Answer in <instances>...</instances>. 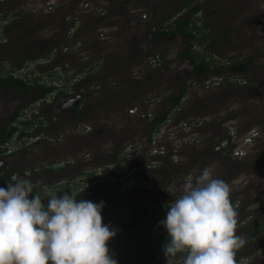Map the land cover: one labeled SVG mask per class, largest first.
<instances>
[{"label":"rangeland","instance_id":"rangeland-1","mask_svg":"<svg viewBox=\"0 0 264 264\" xmlns=\"http://www.w3.org/2000/svg\"><path fill=\"white\" fill-rule=\"evenodd\" d=\"M3 1L0 4V42L6 38L9 43H6L8 47L0 44L1 72L7 73L15 67L20 57H27L26 63L15 73L32 77L33 70L47 80L51 78L48 73H54L55 66L64 62L74 69L83 66L82 62L87 65L90 62L94 69L99 63L96 60L102 59L103 63L93 79L82 86L81 110L89 108V114L73 120L67 112H56L58 124L49 127L46 120L39 140L34 136L25 139L18 133L13 134L7 149L16 152L24 146L25 150L11 157H0V171L5 168L4 173L14 172L13 177L29 179L35 186L34 191H39L41 182L67 181L78 170L79 177L84 179L88 168L106 165L116 147L123 149L127 144L144 143L148 127L139 120L141 113L149 112L153 116L167 109L166 97L177 94L183 87V113L188 114L170 112L183 120H197L201 124L199 128H193L191 143L179 147L178 160L165 157L159 166L147 169L143 166L146 155L136 156L128 163L129 170H133L128 176L134 178L130 181L132 184L124 185L116 201H87L104 202L103 223L115 230L131 219L119 212H127L129 208L132 217L136 204L142 200L141 208H151L144 224L156 217L158 223L152 228L163 227L166 231L159 223L167 212L165 204L169 199L179 197L181 186L188 177H195L208 167L213 178L230 186V199L235 200L237 212L245 208L237 215L236 234L242 236L246 244L238 250L236 261L238 264H264V28L261 27L264 21L257 17L262 0H212L207 5L205 17L200 10L193 15L192 20L199 27L204 20L210 29L215 23L218 27V32L211 31V47L216 51L211 56L216 63L223 64L225 57L250 60L245 73L218 72L214 67L211 73L201 77L185 74L186 70L192 69L189 61L183 64L181 60L173 59L172 52L187 45L182 38L167 37L162 44L153 45L149 43L148 31L143 34L147 26L155 28L167 24L174 15L183 14L185 10L181 11L174 4L176 0ZM73 21L74 26H70ZM230 27L236 30L228 34L221 32ZM196 36L200 37L201 33ZM217 36H229L230 42L216 40ZM143 39L149 43L147 50L144 47L150 52L147 56L142 52V45L147 43L144 44ZM173 43L176 46L164 54ZM193 49L206 54L203 44L197 41H193ZM52 50L54 54L47 57ZM25 51L32 55L24 54ZM159 54L162 59H156ZM81 57L86 59L79 62ZM153 58L159 63H152ZM226 77L230 81L241 77L259 86L256 91L246 92L244 88L223 83ZM218 81L220 85H215ZM132 83L135 87L131 89ZM63 88L72 90L71 83L63 84ZM4 93L10 104L16 101L8 91ZM4 93L0 91V98ZM35 106L36 103L32 111L38 112ZM130 108L136 109L134 114L129 112ZM83 129L84 133H80ZM227 133L233 137L236 148H242V156L229 153L227 158H222L218 153L221 149L215 151L213 148V141ZM246 137L250 141L243 143ZM72 161L73 165H69ZM58 162L64 164L61 171H50L49 168ZM90 180L79 183L76 191L84 189ZM122 217L126 218L119 224ZM253 228L262 231L259 236L250 238L249 231ZM157 233L141 245L128 244L116 233L108 247L114 259L128 257L136 261L150 253ZM155 259L166 264L165 255Z\"/></svg>","mask_w":264,"mask_h":264},{"label":"clouds","instance_id":"clouds-1","mask_svg":"<svg viewBox=\"0 0 264 264\" xmlns=\"http://www.w3.org/2000/svg\"><path fill=\"white\" fill-rule=\"evenodd\" d=\"M54 84L59 86L57 79ZM12 180L0 187V264H117L108 247L116 231L103 223V201L58 195L51 187L42 190L45 200L33 194L29 179ZM230 192L208 167L185 180L159 221L168 234L162 247L166 264H237L246 240L236 234L238 213Z\"/></svg>","mask_w":264,"mask_h":264},{"label":"trees","instance_id":"trees-1","mask_svg":"<svg viewBox=\"0 0 264 264\" xmlns=\"http://www.w3.org/2000/svg\"><path fill=\"white\" fill-rule=\"evenodd\" d=\"M187 4L188 2H185L183 6H186ZM200 9H201L200 5H194L190 8L189 7L186 8L183 14L177 16L174 20L168 22L167 24L166 23L159 24L155 28L150 27V26H147V27L145 26L146 30L148 31L150 35L149 43L153 45H158V44L160 45L163 42H165L168 36H172L175 33L178 34L187 43L186 47H184V49L178 53V58L190 61L192 65L191 73H193V75L196 77H201L207 73H211L214 67H216V71L218 72H220V70H223V71L225 70L227 73H231V74H235L239 72L245 73L248 70V64L250 63L249 62L250 60L241 61L237 59L233 60V58L231 57L229 58L225 57V60L227 62H224L223 64H219V63H216V60L214 58H211L212 56L210 54H209V59H206L205 54L195 51L193 49V41H197L199 43H202L205 49H209V50L211 49L212 50L211 52H213V48L211 47L212 45V42H211L212 39L210 36L211 30L208 27L207 22L203 21L202 26L199 27L192 20L193 15L196 12H198ZM73 22L69 23L70 26L72 24L74 26L75 22L74 23ZM5 24L8 25L7 22ZM205 29H207L206 32H203ZM199 33H201V36L197 37L196 35ZM149 43H147V47ZM140 49L143 50L142 48ZM54 50L50 51L47 57H51L54 54ZM133 50L135 49L133 48ZM146 50H143L142 52L143 54H146L147 56V54H149L150 52L149 51L147 52ZM25 53H27V55L30 54L29 56L32 55L31 52L29 53V51H25L24 54ZM81 58L79 59L80 60L79 62H81ZM159 58L162 59V54H159ZM26 59L27 57L18 58L17 65L15 67H12L11 70H8L7 73L1 72V69H0V87H7L13 92H19L20 94L36 91L38 94L34 96L33 101L45 98L47 95H50L53 92L56 93L55 94L56 96H62V97H68L70 95L73 96V94L74 96L77 94L82 95V86H84L85 84H88L93 79L94 74L100 69L103 63L102 59L96 60V61H99L98 67L96 70L92 71L94 67L92 66L90 62H88V65L87 63L82 62L83 66H81L78 69L71 68L67 65V62H64L63 64H59L55 66L56 68H59L61 72L60 74L58 73V70H55V74L51 72L48 73L49 77H51L50 80H47V78L44 76L43 78L45 80L42 79V76L40 74L36 75L35 74L36 71L32 70L31 73L33 75L29 79L31 80V82H29V81H25V79L21 77V76L27 77V75L18 74L14 72L16 70H20L23 68V66L26 63ZM54 79H57L58 83L59 81L64 84L71 83L72 90H65L64 88H62V86L55 85ZM225 81L228 83V85L231 86L232 83L229 82L228 77L225 78ZM232 85L234 86V83ZM134 87H135V84L132 83L131 89ZM183 94H184V88L180 87L177 94H171L166 97V102L167 104L171 105L170 107H167V109H164V110H160L158 113H156L152 117H140L141 119L139 120L142 121L143 123H146L148 127L147 142L149 141L150 133L157 126H159L160 123H162V121L166 118L167 114L171 111L172 108L176 106H180L179 112H182V115L184 116H186L185 114H188V113H185V114L183 113L185 112V109L183 108V104L181 101ZM81 99L83 100V95L81 96L80 100ZM79 106L80 104L78 103L77 107L74 108L72 115L69 116V118L73 120L80 119L83 115H86L88 113L89 108L80 110V112L77 111L79 109ZM34 118H36V115H33V118L29 121L21 120L20 124L23 125V128L20 129L19 132L23 133V131L26 130V128H29L34 123L35 121ZM179 119L180 117H177V120ZM38 121L40 125L38 124L34 130L37 132L43 127V124L45 125L44 119H38ZM8 124L0 128V157L1 158L6 157L8 155V154H3V151L5 150L4 145H6L8 141L10 140V137L8 135V133L10 132L9 131L10 126H8ZM225 138L230 141L231 135L227 133L224 136H222L221 139L219 138L218 140L213 141L214 142L213 147L214 145L219 144L221 140ZM230 148L231 146L222 148L221 151L218 152L220 157L227 158ZM24 150L25 148L24 146H22V147H19L16 152H22ZM121 153H122V149H119L116 147L108 163H113V162L119 163L121 161L120 159ZM143 153L144 151L142 152V155H144ZM96 167H92V168L90 167L92 171L88 170V172L85 173L84 179H81L79 177L78 184L80 182L86 183L85 179L88 178L89 176H91L90 178L91 180L88 182L84 190L81 189L80 191H78L79 195H76V199L77 200L79 199L90 200V199L95 198L97 200L116 201L120 195L119 190L123 189L121 188V186L123 185L122 179L120 180L119 174H116L113 171H110L111 178L108 176L100 177L98 175H95L94 168ZM4 170L5 168H3L0 171V187L6 188L7 183L14 182L12 178H13V175H15V173L14 172L4 173L3 172ZM49 170L52 171L53 169L49 168ZM124 176H125V173L122 174L123 178H125ZM78 184H76L75 182L66 183L64 185L57 187V190L55 191L57 192L58 195H63L65 193L71 195L72 193H76L75 187ZM39 193L41 194L42 198L46 200V198L43 197V192H39ZM29 198H31V196ZM234 201H235L234 199H231L232 204H234ZM141 204H142V200L136 204L135 209L133 211L134 215L132 216V218L128 222L116 228L115 231L118 235H122L126 243L128 244L141 245L148 237L158 232L155 237L156 240L153 243L152 248H150L151 249L150 253L144 255L142 258L136 261H132L128 257H121V258L115 259L117 261V264H146L150 262L152 259L160 255H164L162 247L167 242V239H168L167 231H163L162 230L163 227L162 228L161 227L152 228L153 224L158 223V218L156 217H153L149 221L148 224L147 223L146 225L144 224L146 221L145 218L150 213L151 208L150 207L141 208L140 207L142 206ZM165 210L166 211L168 210V205H166ZM244 210L245 208L243 207L237 213L239 214V212H244ZM244 228H247V227H243V229ZM261 231H262L261 228H253L252 230L249 231L250 238L259 236Z\"/></svg>","mask_w":264,"mask_h":264},{"label":"flooded vegetation","instance_id":"flooded-vegetation-1","mask_svg":"<svg viewBox=\"0 0 264 264\" xmlns=\"http://www.w3.org/2000/svg\"><path fill=\"white\" fill-rule=\"evenodd\" d=\"M211 1L212 0H197V2H196V1H193V0H176L174 4L177 5L178 8L181 11H184V10H186V8H188V7L190 8V7L194 6V5H200V8H201L200 11H202V13H203V15L205 17L206 14H207V12H208L207 5ZM185 2H188V4L186 6H183L185 4ZM253 5H254V9H255L256 8V4L254 3ZM259 8H261V10L257 14V17L259 18V20L261 22H263L264 21V0H262V1L259 2ZM179 15L180 14H177L176 16L174 15L173 20L177 16H179ZM261 27L264 28V24L261 25ZM210 30L211 31L212 30H215V31L218 32V27L216 26V23H215V25H213L211 27ZM220 30H221V28H220ZM235 30H236V28L230 27V28H226V29L221 30V32H224V33L228 34L229 32H234ZM143 34H146V29H144ZM136 37L137 36H135L133 38V40ZM168 37L169 38H175V39L178 38V37L181 38L176 33L173 34L172 36H168ZM263 39H264V36H263ZM216 40L222 41L224 43H229L230 42L229 36H226V37H218L217 36ZM143 42L145 44L147 42V40L143 39ZM6 43H9L6 38H4L0 42L1 45H5V47H8V44H6ZM147 43L145 45H142L143 49H144V47L147 49ZM174 46H176V44H174V43L171 44L170 47H168L167 49L164 50L165 51L164 54H166L167 51L170 52L173 49ZM142 47H140V48H142ZM216 47L217 46H215V48ZM183 49H184V47L179 48V49H175L172 52V53H174L172 55H174L173 56V59L175 58V60H177V59L178 60H181L182 63L185 64V62L188 61V60H183V59L178 58V53L180 51H182ZM211 51L212 50L205 49V52H206L207 55L205 53H203V54L206 55V58L207 59L209 58V54L210 55L216 54V53H213V52H216V51H213V52H211ZM163 58H166V55H164ZM190 73H191V70L190 71H188V70L185 71V74L186 75H189ZM21 77H23L25 79V81L31 82V80H29L31 76H27V77L26 76H21ZM221 80H223V79H221ZM224 82H226V81L223 80V83ZM229 82L232 83V84L234 83V86L235 87L244 88L246 92H248V91H254V90L256 91L257 90V87L259 86L258 83L256 85H253L252 83L247 82V80L242 79L241 77H239L235 81H230L229 80ZM212 84H214V82ZM215 85H220V82L219 81L216 82ZM206 87H208V86L206 85ZM0 91L3 92V93L6 92V91H8L10 93V96L11 97L12 96H15V98H16V101L14 102V100H13L11 104H10V101H8V97L6 96L5 93H4V96L2 98H0V128L3 127V126H5L6 124H8L10 122L8 124V126H10V130H9L10 132L8 133L9 137H11L15 133H18L19 136H22L25 139L32 138L34 136L35 139H38L39 140V139L42 138V137H40V134L42 133V130H44V124H43V127L38 132L37 131H34L35 130V127H37V125L39 124L38 119H44L45 121L48 120L49 127L51 125L56 126L58 124V122L56 121V115H54L56 112H61V113L67 112L71 116L74 108L77 107V105L76 106H69L68 103H67V101L69 100L70 97H72V95H70L68 97H62V96H56L55 95L56 93L53 92L50 95H47L45 98H42V99H38V100H34L33 101L34 96L36 94H38L36 91H32L30 93L27 92V93H24V94H20L19 92H13L12 90H10L7 87H0ZM73 96H74V94H73ZM82 102H83V100L81 99L79 101V104H80L79 109L77 110L79 112L81 110V103ZM34 103H36V105H37V106H35V108L38 109V112L36 110H33L32 111V108L34 107ZM33 115H36V118H34L35 119L34 123L29 128H26V130H24L23 133L22 132L20 133L19 130L23 128V125L20 124V121L21 120L22 121L23 120L29 121V120H31L33 118ZM87 128L88 127L85 128L86 129L85 130V135H87L86 133H88V131H89ZM77 132H79V130H77ZM25 133H27V134H25ZM80 133H84V129ZM17 153H19V152H15V151L14 152H10L9 149L3 151V154H8L9 157H11L12 155H15ZM87 155L88 154H86L84 157H86ZM63 165L64 164L62 162H58L56 164H53V168H52L53 170L52 171H61ZM71 165H73V161H72ZM83 170H85V168ZM87 170H89V168ZM87 170L85 171V173L88 172ZM24 175H29V174L28 173H24ZM83 176L85 178V174ZM88 178H91V176H89ZM88 178H86L85 181H88ZM78 181H79V170H78L77 174L74 177H71L67 181H60V182L57 181L56 183H53V182H50V183L41 182L40 183V187H39V191H34L33 193L36 194L38 192H42V190H43L44 187H51L52 189L57 190V187H59L60 184L61 185H64V184H62L63 182L65 184L66 183H74V182L76 184H78ZM75 188L77 189L78 188V185ZM75 192L78 193V191H75ZM120 213H121V215H125L128 218H132L131 215L129 214V213H131L129 208L127 209V212H123V211L121 212L120 211L119 214ZM126 217H122L121 218V221L119 222V224L122 223V221H124V219ZM126 222H128V220ZM126 222H124V223H126Z\"/></svg>","mask_w":264,"mask_h":264},{"label":"built area","instance_id":"built-area-1","mask_svg":"<svg viewBox=\"0 0 264 264\" xmlns=\"http://www.w3.org/2000/svg\"><path fill=\"white\" fill-rule=\"evenodd\" d=\"M4 2L3 0H0V3ZM199 26V25H198ZM72 29V28H71ZM159 55L156 56V59H158ZM86 59L85 57L81 58V60ZM155 58L152 59V63H157L158 61ZM160 59V58H159ZM46 62V60H45ZM227 62V61H225ZM159 63V62H158ZM157 65V64H156ZM58 70V73L60 74L59 68H54V71ZM64 83L59 81V86H62ZM208 84V83H207ZM180 106H176L172 109V111L179 112ZM135 108H130L129 112L131 114H134ZM147 114L141 113L140 117H152L149 112H146ZM139 117V119H141ZM201 122L197 120H177L176 115L173 112H170L167 114L166 118L162 121V123L159 124L155 128V130L150 134L149 141L147 142V138L144 143H137V144H127L121 153V163H107L104 166H98L94 168V174L98 175L100 177L110 176V171L115 172L116 174H119L120 180L122 179L123 185L121 188L124 187L125 184L131 183L130 182L134 178H128V176L133 174V170H129L128 163L130 160L134 159L136 156L146 155V161L143 163V166L147 169L156 168L160 165L161 159L164 157H169L172 161L178 160V152L179 147L181 149L182 146H187L191 143L194 136L193 133L195 132V128H199ZM194 128V129H193ZM177 133H181V136L178 137ZM181 141L180 143L178 142ZM247 141H250V138L246 137L243 138V143H246ZM179 143V144H178ZM232 146L231 152L232 155L236 157H240L244 154L242 148L237 149L236 146L233 144V137L231 136V140L223 139L219 144L215 145L214 149L215 151L220 150L224 147ZM89 171H92V169ZM125 173V178L122 177V174ZM83 178V177H82ZM135 183H133L134 185ZM120 189L119 191H121ZM176 199H169L167 204L174 202Z\"/></svg>","mask_w":264,"mask_h":264},{"label":"water","instance_id":"water-1","mask_svg":"<svg viewBox=\"0 0 264 264\" xmlns=\"http://www.w3.org/2000/svg\"><path fill=\"white\" fill-rule=\"evenodd\" d=\"M81 94H77L75 96H72L69 98V100L67 101L69 106H76L78 105L80 98H81ZM2 164V162H0V165ZM146 264H162L160 260H154L152 262H148Z\"/></svg>","mask_w":264,"mask_h":264},{"label":"crops","instance_id":"crops-1","mask_svg":"<svg viewBox=\"0 0 264 264\" xmlns=\"http://www.w3.org/2000/svg\"><path fill=\"white\" fill-rule=\"evenodd\" d=\"M206 30H207V29H206ZM206 30H204L203 32H206ZM210 34H211V33H210ZM210 36H211V35H210ZM210 36H209V37H210ZM211 38H212V36H211Z\"/></svg>","mask_w":264,"mask_h":264}]
</instances>
